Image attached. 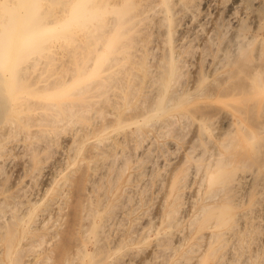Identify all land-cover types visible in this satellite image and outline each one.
<instances>
[{
  "label": "bare ground",
  "instance_id": "1",
  "mask_svg": "<svg viewBox=\"0 0 264 264\" xmlns=\"http://www.w3.org/2000/svg\"><path fill=\"white\" fill-rule=\"evenodd\" d=\"M184 1L187 0H0V254L3 257V264H31L33 261H41L44 262V264H48V260L49 258H51L49 257L48 252L52 251V243L53 241L55 242V239L57 237H59L58 233H55L56 231L54 232V234L51 232V230L47 226L48 222L53 218H56L57 221L61 218L63 219V217L65 216L64 210L69 207L70 200L73 198L74 201L71 204L73 205V207H69V209L74 208L75 217H73V215L70 216L75 218V221L72 220L70 222H75V241L73 240L74 242H71L74 243V245L73 248H71L69 251L66 248L65 251L67 252H65L63 255V250L62 252H60L62 260L65 264L70 261V263L72 264H105V262L107 261V253L106 247L103 246L104 242L102 243L103 235L105 234L107 229L109 230L113 220H116L117 222V219L125 214L124 210L126 207H124V210L120 208L117 210V207L121 206H118V202H120L119 200L122 197V192L129 189L132 190L133 188L127 189L128 187H126L123 191L122 186L118 188L117 185L120 176L119 173L116 174L115 172V176H113V178H115L111 183V190L109 191V194H105L104 191L102 192L103 194L99 193L100 195L98 197H95V194H97V191L95 190L96 183L99 182L103 178V176H105V174L109 171L110 165L112 166L115 164L114 161H111L113 159H116L115 156L117 154V150H120V148H122L121 157H124L123 155L127 154H123L125 152L124 147L126 145L128 146V142L130 141L131 143V140L135 137H138L137 141H139L141 138L140 136H144L143 129L145 127L151 124L152 127L153 124H159L160 122L161 124H159V127L165 126L167 128V125L169 123V125H171L176 121L175 116L181 117L182 120H184L183 118L189 120L191 115H194L197 111H199V109L194 107H184V103H187V100L182 101V99L184 98L176 94L178 93L177 90L176 92L174 91V86L175 84H177L176 82L178 80L179 75H181L179 74V69L183 68L184 66H182V64V67L180 66V63H182L180 62L181 59L179 60L180 54L177 53L176 46L174 47L171 44V41L173 39H170V32L168 33V47L163 48L166 46L165 44L161 47L162 50H166L164 52L163 59L161 60V62L158 61V65H160L159 70L157 72H153L154 70H151L152 72L146 70L149 67L145 68L146 65L143 61L145 54L148 52L150 53V50L152 52V49L155 47L148 46L146 45V42L143 41L142 35L143 30H145V26L148 23H151V20L158 21V24H172V22L175 20V18L173 19L174 14L176 12L174 11L175 6L179 3L181 4V2ZM184 4L186 5V3ZM154 12L156 13V15L154 14ZM233 16L228 15L229 19ZM153 25H151V27H149L150 25L148 26L149 28H151V31ZM156 26L157 25L155 24V27ZM254 28L256 29H254L256 32L255 35H253L252 33V38L249 41L245 42V44L242 43L243 46L241 45L239 48H237L238 50L236 49V52L234 51L231 54V57H233V59H231V57H228L232 60V63H230L231 68L224 72L222 80L220 79L221 81H217L218 83H216V79L214 80L215 82L212 80V83L214 82V84H216L215 88L217 90V93L212 94V91H207V89L210 88H206L203 86L201 91H197L195 94H193L195 95L194 97H196V94L198 92L200 96H203L205 95V93L210 92V94L206 95L207 100L217 99L219 102H223V105L237 111V113H239L243 118H245V120L250 119L254 110H258L259 114L260 112L264 113V62H258V64L253 66L252 70L249 65L248 67L251 71L248 75L245 76V80L241 77V74L243 73V70L245 68L244 65V68H242L240 67L241 64L240 66L235 64L236 67H238L237 69H235V66L233 68L235 61L241 56L253 54L256 59H264V45H260L257 48L254 47V44L257 43L260 38H262L264 42V27L257 25ZM156 29H158V27ZM162 32L163 30L161 31V33ZM163 35V37L166 36V34L164 33ZM235 36H239V34L236 33ZM227 52L228 51H225V53ZM161 54L160 57H162ZM223 56L225 55L223 54ZM183 57L184 56H182V58ZM225 57H227V55ZM224 60L221 59L222 63L219 61L221 66ZM148 64L149 62H147V65ZM157 69L158 67L156 68V70ZM213 69L216 70V67H213ZM144 77L147 78L145 79L143 89L140 91L142 93V100L139 99V101L141 102V108L139 107V105L136 104L137 107H135L138 109V111H136L135 114L132 113V115H130V112L128 111V115H126L127 111L125 109H127L126 107H129L134 102L138 94H136V91L138 90V88H140V83L141 81H144ZM153 87H155V90ZM151 88H153L152 92L155 91L156 94L154 98H152L151 102V98L149 99L150 103H148V105H143L145 102L144 98H147L146 94L151 93ZM147 95L149 97L150 94ZM199 95L198 97H200ZM214 95H216V99H214ZM131 112L134 111L131 110ZM197 114L198 115L196 116V122L192 124H195L196 126V129L194 126V130H196L194 132H196L195 134H197V136L200 138L201 144L196 148L193 145L194 149L191 148L192 150H190L189 147L190 152L185 158L186 161L185 163H183L184 165H182L181 167L173 161L175 158H173L172 163H169V168L167 167V164H164L165 162L163 163L164 165L162 166H166L168 170L166 169L167 171L164 172L165 175H162L163 178L160 174L162 179H158L161 180L157 179L158 181H161L157 184H160V196H158L159 199H157L158 202H156L158 211L157 214L162 217H166V219H169V221L167 222V225L169 227H172V229L176 227L180 221L179 214L182 213L180 211L181 209H184L186 207L184 206V208H182L181 196L182 194H184L183 192H185L189 184L194 183V181L196 180V182H198V187H194L190 191L194 190L195 188H197V191H192L191 193L197 192L198 195L199 189L201 190V194L203 193L202 197H204L205 199H212L221 196L223 200L222 202L216 204H208L201 206L199 211H201V215L204 214L205 217L202 223L200 224L199 228L204 229L209 226H215L222 230L223 228L227 227L230 223L235 221L234 208L236 207V205L238 206L241 204L240 200L242 195L245 193V191L249 189L251 183L256 180L255 178L254 180L253 177H251L254 180L252 181L249 172L245 173L243 172V169L249 167L250 165L254 166V164H252V161L255 162V157H252L250 151L256 148H253L255 146L254 140H257L258 137L257 139L253 138V133L247 130L246 127L244 129L243 125L240 124V122H237L239 125L238 127H240L241 125L242 129L238 128L240 129L238 130L239 132L232 130L233 133H236L235 136H233V133L225 132L226 134H224L226 135V138L228 140L224 138L227 141L224 140L226 142H222L221 136H216L215 138L214 136H212V132H215L213 131V126L215 125L214 123L217 122L218 118L216 121H214V119H212V115L210 118V114L207 115L203 112ZM228 115L229 114L227 113L226 116ZM216 117H220V115ZM171 118L172 123L170 122ZM228 118H230V116ZM173 119L175 120L174 122ZM260 119H258V122L260 121ZM228 121L230 122V119ZM230 123H227L228 126L232 125V123ZM261 124L262 123L260 122L258 124H255L256 128L259 130L258 133H260L261 128H264L262 127L264 121L262 126L260 127ZM156 125H154L153 127H155ZM223 126L224 125H221V127ZM249 126L250 128H252L251 124ZM171 127L172 125L170 126V128ZM160 128L156 127V130ZM186 128L187 127H185L184 129ZM231 128L229 127L227 129L230 130ZM184 129H182L183 132ZM232 129H234V126ZM168 131L169 127L167 128V132ZM186 131L188 130L186 129ZM160 132L162 133V131ZM164 132H166V130ZM155 134L158 135V133ZM222 134L223 131L220 135ZM148 135L150 137L151 134L148 133ZM214 135L216 134L214 133ZM257 136L261 138L260 134H257ZM152 140L155 139L152 138ZM259 141H256L258 142L256 144H259ZM146 142L149 141L145 140V143ZM137 143L139 144V142ZM151 143L153 142L151 141ZM155 143L156 142H154V146ZM139 145L138 147L140 148L141 146ZM195 145L197 144L195 143ZM131 147L132 146H129L128 148L131 150ZM132 148L134 149V147ZM153 148H151L152 151ZM147 151L145 154H147ZM258 152L259 151H257L256 154ZM143 154L141 155V157L144 156ZM165 154L166 153H164V155ZM131 157L132 156H130V158ZM122 159L124 163H127L128 160H126V157ZM144 159L142 158V160ZM183 159L181 160V163ZM117 160H119L120 162V158H117ZM133 160L135 161V158ZM147 162L151 163V160L148 161L147 158V161L145 163ZM181 163L179 164L181 165ZM120 164L122 165V163ZM120 164H118L119 167L121 166ZM118 165L116 166L117 168ZM137 165H139L140 167V163L138 164L137 162ZM150 166L152 167V165ZM150 166L148 165V167ZM112 168L113 167H111V170ZM122 168H127V166H124ZM132 169L133 167H131L130 170ZM13 170H17L19 173H22V175H24L25 180L26 178H28V180L24 181L26 183L32 184L35 180L43 178L44 182H49V187L44 190L45 192L42 191L40 188V190L44 193L41 198L30 199L32 195L37 194L36 192L32 194L29 198H27L28 196L26 197V195L24 194L26 190L23 191V193L21 191L22 189L14 193L5 186V181L7 179L5 173L6 171ZM253 170L255 169L253 168ZM259 170H257L256 166V173ZM142 171H140L141 174H143ZM55 172L58 173V178L53 179L51 178V175ZM124 173L125 172H123V174ZM140 173L138 172L137 178L141 175ZM144 173H147V171ZM151 173L153 174L155 173V171H152ZM254 173L255 171L252 174ZM153 175L152 177H154ZM130 176L132 177L133 173H131L128 178H130ZM109 178H112V175H110ZM133 179L130 178L132 182ZM143 180L145 184L146 179ZM107 181L109 182L110 179H108ZM127 182L129 183V181ZM26 183H24V185ZM255 183L257 184V182ZM102 184L105 183H103L102 181ZM141 184L143 185V183H140V185ZM24 185L22 184V186ZM150 185L151 184H149L148 187H150ZM44 186H46V184ZM102 189L100 190V192L102 191ZM149 189L150 188H148V190ZM17 190L18 187L16 188V191ZM131 196L133 195H130V197ZM155 198L157 197L155 196ZM121 199H123V197ZM191 200L192 199H190L189 203L193 201ZM218 200H220V198ZM244 201L247 202L246 198L244 199ZM257 201L259 202V200H256V202ZM239 202L240 204H238ZM122 205L125 206L126 204ZM10 206L13 208L19 207L20 212L17 211V214L10 213L12 215L9 216L7 220L1 221V219L3 218L1 217V215L8 208L10 209ZM134 208H136V206ZM134 208L132 210H134ZM255 208L258 209V207ZM69 211L65 213L68 214ZM148 211L149 210H147L145 213H147ZM258 211L259 210H257V212L255 211V214L258 215ZM133 212L134 211H132V214L135 213ZM183 212L185 213L186 211ZM247 212L248 211H246V213ZM255 214H253L254 218ZM196 216L197 215L194 216L195 219H197ZM197 217L198 219H201L200 216ZM238 217H236V219ZM240 217L242 218L243 216L241 215ZM240 217L238 219H240ZM121 219L122 218H120V220ZM198 219L196 221H198ZM249 219L247 218V220ZM151 222V227H153V224L155 223L153 221ZM240 222H243V219L240 220L239 223ZM157 223H159V221H157ZM189 224H192V222ZM196 224L197 223H195V225ZM247 224L250 225V221ZM51 225H53V223ZM116 225L114 226L116 227ZM157 225L155 227H157ZM164 225L166 226V222L163 224V226ZM178 225H180V223ZM240 225L241 223L236 226L240 227ZM117 226H119V224ZM115 227L113 229H115ZM151 227L150 230L152 229ZM155 227H153V230ZM233 228L235 229L236 227ZM120 229L121 231H123L122 228ZM139 229L137 232H139ZM172 229H170L171 232ZM190 229L189 231L192 232ZM234 229L232 230L235 232V230L237 229ZM117 230L120 232L119 229ZM220 230L213 229L210 232L208 231L203 233V236L201 238L205 239V244L202 245L205 248V252L210 249L216 239L222 236V231ZM189 231L187 230L188 235ZM167 232L163 227H157L154 230V237L152 238V240L150 238L152 244L154 246H157L160 245L162 242L166 244L168 240L170 241L171 234H169V232L167 234ZM224 232L225 231H223V233ZM228 232L230 231H227L226 233L232 235V231L231 233ZM120 234L116 235L120 236ZM172 234L180 238L178 233L173 232ZM116 235L115 237L118 238L115 239V237H113L115 239V246L113 248H121L122 245L119 242V236ZM234 235L235 234L233 233V236ZM175 236L173 238H176ZM185 236L186 235H184V237ZM113 238L111 239L113 240ZM25 239L29 242V246L27 248L29 252L27 251L28 254H24L23 256L21 255L22 251H24L22 250L24 247L22 241ZM231 239L233 240V237H231ZM235 239L234 241H236ZM174 240L176 241L177 239H173L171 241L173 242ZM227 240L225 238V242ZM45 241V245L47 246H45V248L39 251L37 247L41 245L42 248L43 243H45ZM127 241L129 242V238ZM170 243L171 242L167 244ZM124 244L125 243H123V245ZM165 244H161L160 246ZM226 244H224V246ZM234 244L235 243L233 242V245ZM153 245L151 247H154ZM175 245L174 247H176ZM179 245L180 244H178V247ZM233 245H231L232 248ZM171 246L170 249L173 250V247L171 248ZM219 246L220 245H218V248H215V250H219ZM91 247L92 250H90ZM123 247H125V245ZM61 248L62 247H60V249ZM198 248L203 251L202 247ZM56 249L60 250L59 248ZM193 249L195 250V248ZM159 250L156 251L159 253ZM169 250L164 251L169 252ZM200 250L198 249L199 252ZM218 250H216V253ZM164 251L161 250L160 252L164 254ZM188 251L189 250H187V252ZM193 251H191V253ZM195 251L197 252V250ZM204 251L202 253H204ZM224 251H227V249ZM211 252L209 253L210 256L208 255V257L212 256ZM105 253L106 255L104 257ZM128 253L126 252L127 255ZM133 253L135 252L133 251ZM170 253H172V251ZM184 255L185 253H183V256ZM198 255L197 257L199 259V257H201V254L198 253ZM58 258L57 260L60 261V259ZM191 258L195 257L193 256ZM185 259H187V257ZM218 259L220 260V257L217 258L216 262L218 261ZM2 262L0 264H2ZM55 263L57 264L56 261Z\"/></svg>",
  "mask_w": 264,
  "mask_h": 264
},
{
  "label": "rangeland",
  "instance_id": "2",
  "mask_svg": "<svg viewBox=\"0 0 264 264\" xmlns=\"http://www.w3.org/2000/svg\"><path fill=\"white\" fill-rule=\"evenodd\" d=\"M259 2V3H258ZM184 3H186V5L184 4ZM181 5V6H180ZM264 0H187V1H184V2H181V4L179 3V4H177L176 6H175V9H174V11H176L175 12V14H174V17H173V19L175 18V20L172 22V24L170 23V25L169 24H164V23H159L158 24V21H154V20H151V23H148L146 26H145V30H143V35H142V38H143V41L144 42H146V45H148V46H155L153 49H152V52H151V50H150V53L148 52V53H146L145 54V56H144V59H143V61H144V63H145V68H147V67H149L148 69H146V70H149V71H151V70H154L153 72H157L158 70H159V67H160V65H158L159 64V62L158 61H160L161 62V60L163 59V55H164V52H165V50L163 49L162 50V45L164 46V44L166 45L165 47H163V48H167L168 47V45H169V38H168V33L170 32V35H171V37H170V39L172 40H170L171 41V44L175 47L176 46V51H177V53L178 54H180V56H179V60L181 59V61L180 62H182V63H180V66H181V64H182V66H184L183 68H181V69H179V74H181V75H179V77H178V80H177V84H175V86H174V91L176 92V90H177V92L178 93H176L178 96H180V97H183L184 99H182V101H186L187 103H184V107H189V108H197V109H199V111H197L194 115H191V117L189 118V120H190V122H189V120L188 119H185V118H183L184 120H182V118L181 117H179V116H175L176 118H175V120L177 121H175L174 119H173V124H171L172 125V129L170 128V126L171 125H167V128L169 127V135H168V132H167V128L165 127V126H160L159 127V124H161L160 122H159V124L158 123H156V124H153V126L154 125H156L155 127H151V125H148L147 127H145L144 129H143V137L142 136H140L139 138H140V140L139 141H137L138 140V137H135L134 139H132L131 140V143H130V141L128 142V146L126 145L125 147H124V153L123 154H126V155H123L124 157H126L127 159L126 160H128L127 161V163H124V161H123V159L122 158H124V157H121L122 156V148H120V152L117 150V154L119 155H117L116 154V156H115V158L116 159H113L111 162H113L114 161V163H111V164H114V165H110V169H109V171L105 174V176H103V178L99 181V182H97L96 183V185H95V187H96V193L97 194H95V197H98L100 194H103L102 192H104L105 194H109V191L111 190V183H112V181H113V179L115 178H113V176H115V172H116V174H118L119 173V176H120V178H119V176H118V178H119V182H118V185H117V187L118 188H120L121 186H122V191L124 190V188H126V187H128L127 189H129V188H133L132 190L131 189H129V190H125L124 192H122V197H123V199H121L120 198V202H121V204H120V202H118L119 204H118V206H120V207H117V210L120 208V209H122V210H124V207H126L125 208V210H124V215L122 216V217H120V218H122L123 219V217H124V219L121 221L120 220V218H118L117 220V222H116V220H113L112 221V223H111V226H110V228H109V230L107 229V235H106V232H105V234L103 235V239H102V243H103V246H105L106 247V253H107V255H106V253L104 254V257H105V255H106V258H107V261L105 262V264H111L112 262V264H124L125 262V264H160V263H163V264H184L185 262L187 263V264H264V212H262V211H264V139H262V138H264V130H262V129H264V128H261L260 130V133H258L259 132V130L256 128V126H255V124H258L259 122L260 123H262L263 124V121H264V113L263 112H260V114H259V112H258V110H254L253 111V113H252V115H251V117H250V119L249 120H245V118H243L239 113H237V111H235V110H233L232 108H228V107H226L225 105H223V102L221 103V101L219 102L217 99H216V95H214L213 97H214V99H216V100H207L206 99V95H208V94H210V92L212 93V94H216L217 93V90H216V88H215V85L216 84H214V82L216 81V83H218L219 81H221L222 80V77L224 76V72L225 71H227L228 69H230L231 68V65H230V63H232L231 61V59H233V57H231L232 55V53L235 51L236 52V49L237 48H239L241 45L243 46V44H245V42H247V41H249L251 38H252V36L253 35H255V28L254 27H256L257 25H259V26H262V27H264ZM182 6H184V7H182ZM184 8V9H182V8ZM224 7V8H223ZM260 7V8H259ZM263 8V9H262ZM177 9V10H176ZM181 10H183V11H181ZM179 11V12H178ZM158 12V11H157ZM154 14L156 15V13L154 12ZM251 14V15H250ZM227 15V16H226ZM228 15H231V16H233V15H235V16H233V17H231L230 19H229V17H228ZM253 15V16H252ZM259 16V17H258ZM172 19V20H173ZM254 19V20H253ZM177 20V21H176ZM230 20V21H229ZM232 20V21H231ZM261 20V21H260ZM227 21H229V22H227ZM156 22V23H155ZM176 22V23H175ZM238 23V24H237ZM255 23V24H254ZM257 23V24H256ZM154 24V25H153ZM155 24L157 25L156 27H155ZM164 24V25H163ZM150 25V26H149ZM151 25H153L152 26V31H151V28H149V27H151ZM174 25H175V27H174ZM252 25V26H251ZM149 26V27H148ZM159 26H160V28H159ZM162 26V27H161ZM239 26V27H238ZM148 27V28H147ZM158 27V29H156ZM167 27V28H166ZM155 28V29H154ZM171 28V29H170ZM255 29V30H254ZM150 30V31H149ZM156 30V31H155ZM159 30V31H158ZM163 30V32L161 33V31ZM166 30V31H165ZM169 30V31H168ZM254 31V32H253ZM147 32V33H146ZM159 32V33H158ZM145 33V34H144ZM163 33L164 34H166V36L165 37H163L164 35H163ZM174 33V34H173ZM236 33L237 34H239V36H235L236 35ZM252 33H253V35H252ZM162 34V35H161ZM260 35H261V32H260ZM144 36V37H143ZM173 36V37H172ZM157 37H158V39H157ZM235 37V38H234ZM238 37H240V38H238ZM242 37V38H241ZM250 37V38H249ZM261 37V36H260ZM159 38H161V39H159ZM145 39V40H144ZM147 40V41H146ZM154 40V41H153ZM161 40V41H160ZM232 40V41H231ZM168 41V42H167ZM238 41V42H237ZM151 42V43H150ZM228 44H227V43ZM241 42V43H240ZM260 42V43H259ZM149 43V44H148ZM236 43V44H235ZM243 43V44H242ZM260 45H264V42H263V39L262 38H260L259 39V41H257V43H255L254 44V47L255 48H257L258 46H260ZM179 46H180V48H179ZM222 47V48H221ZM236 47V48H235ZM221 49V50H220ZM227 49V50H226ZM179 50H181V51H179ZM233 50V51H232ZM238 50V49H237ZM179 51V52H178ZM225 51H228L227 53H225ZM181 52H182V54H181ZM162 53V54H161ZM160 54H161V56L162 57H160ZM223 54L226 56L227 55V57H225V56H223ZM229 54V55H228ZM182 56H184L183 58H182ZM187 56V57H186ZM248 56V57H247ZM250 56V57H249ZM253 56V57H252ZM159 57V58H158ZM222 57V58H221ZM224 57V58H223ZM231 57V59H229V58ZM147 58V59H146ZM226 58V59H225ZM243 58H244V60H243ZM253 58V59H252ZM255 58V56L252 54H249V55H246V56H241V57H239V59H237L236 61H235V63H234V65H233V68H234V66H235V69H237V67H236V65L235 64H237V65H239L240 66V64H241V66L240 67H242V68H244V70H243V73L241 74L242 76V79H244L245 80V76L246 75H248L249 74V72L252 70V68H253V66H255L256 64H258V62L259 63H261V61H263L264 62V59H262L261 58V60L260 59H254ZM221 59L222 60H224L223 61V64H222V66L220 65V62H221ZM148 60V61H147ZM229 60H230V62H229ZM240 60V61H239ZM185 61V62H184ZM220 61V62H219ZM245 63H244V62ZM147 62H149V64L147 65ZM158 62V63H157ZM262 62V63H263ZM222 63V62H221ZM248 63V64H247ZM246 64V65H245ZM229 65V66H228ZM243 65H244V67H243ZM250 65V66H249ZM220 66V67H219ZM251 68V70H250V68ZM252 66V67H251ZM158 67V69L156 70V68ZM213 67L215 68L216 67V70L215 69H213ZM218 67H219V69H218ZM245 69H247V70H245ZM183 70V71H182ZM215 70V71H214ZM181 71V72H180ZM152 72V71H151ZM216 73V74H215ZM222 74V75H221ZM243 74H245V75H243ZM202 77V78H200V77ZM147 78V77H146ZM145 77H144V81H141V83H140V88H138V90L136 91V94H137V96H136V98H135V100H134V102L132 103V105H130L129 107H126L127 109H125L127 112H126V115H128V111L130 112L129 114L130 115H132V113H136V111H138V109L136 108L137 106H136V104L137 105H139V107L141 108V102L139 101V99H141V90L143 89V87H144V82H145V79H146ZM206 78H207V80H206ZM216 79V80H215ZM221 79V80H220ZM141 80V79H140ZM197 80H198V82H197ZM212 80L214 81L213 83H212ZM218 81V82H217ZM212 84H211V83ZM203 83V84H202ZM207 84V85H206ZM206 87V88H210V89H207V91L209 90L210 92H207V93H205V95H203V96H200L198 93L196 94V97H194L195 95H193V94H195L197 91H201V89H202V87ZM208 86H210V87H208ZM214 86V87H213ZM212 87H213V89H212ZM154 88V90H155V87H153ZM153 88H151V90H150V92L152 93H147V94H150L149 95V97H148V95L146 94V97L147 98H144V101L146 102V104H145V102H144V104L143 105H148V103H150L151 102V100H152V98H154V96H155V94H156V92L155 91H153L152 92V89ZM176 88H179V89H176ZM200 89V90H199ZM216 90V91H215ZM180 91V92H179ZM214 91V92H213ZM155 92V93H154ZM180 93V94H179ZM211 94V95H212ZM198 95L200 96V97H198ZM153 96V97H152ZM190 96H191V98H190ZM193 96V97H192ZM151 98V99H150ZM147 99V100H146ZM149 99H150V102H149ZM189 99H191V100H189ZM142 100V99H141ZM139 101V102H138ZM217 101V102H216ZM143 105H142V107H143ZM199 105H201V106H199ZM213 105V106H212ZM136 106V107H135ZM200 107V108H199ZM207 107V108H206ZM209 107H211V108H209ZM133 108V109H132ZM134 108H135V110H134ZM205 108V109H204ZM129 109V110H128ZM132 111H134V112H131V110ZM137 109V110H136ZM202 110V111H201ZM208 110V111H207ZM214 110V111H213ZM222 110H224V111H222ZM206 111V112H205ZM213 111V112H212ZM222 111V112H221ZM206 113L207 115H209L211 112V114H210V118H211V115H212V119H214V121H216L217 120V118H218V120H217V122L216 123H214L215 125L213 126V131H215V132H212V136H214V138L216 137V136H221V139H222V142H226L228 139L226 138V133L228 132V133H233V131H238V130H240V129H242V126L240 125V127H238L239 125H238V123L240 122V124H242L243 125V128L245 129V127L247 128V130H249L250 132H252L253 133V138H255V139H257V137H258V139L257 140H254V143H255V146L253 147V148H255V149H252L251 151H250V153L252 154V157H255L256 159H257V156H258V159H259V161H258V159L256 160L255 158H254V161L255 162H253L252 161V164H254V166L253 165H250L249 167H246L245 169H243L244 171L243 172H249V174H250V178L251 177H253V179L255 180H253L252 178H251V180L252 181H254L253 183H251V185H250V187H249V189L247 190L248 192H249V194H248V192L247 191H245V193L242 195V197L245 199L246 198V200H247V202H245L244 201V199L241 197V200H240V202H241V204H240V202L238 203V204H240V205H238V206H240V207H238L237 205H236V207L234 208V216H235V221H233L232 223H230L227 227H225V228H223L222 230H220L218 227H215V226H209V227H206V228H204V229H200L199 227H200V224L202 223V221L204 220V217H205V215L203 214V215H201V211H199L200 210V208H201V206L202 205H208V204H216V203H219V202H222L223 200H222V198H221V196H218V197H215V198H208V199H205L204 197H202L203 196V193L201 194V190H199L198 189V195H197V192L196 193H191L192 191L194 192V191H197L196 189L197 188H195L194 190H192V191H190L191 189H193L194 187H198L197 186V183L198 182H196V180L194 181V183H190L189 184V186H188V188L185 190V192H183L184 194H182V199H181V202H182V208H184V206H186L184 209H181V211L180 212H182V213H180L181 215H182V217H181V215L179 214V220L181 221H179V223H180V225H178L177 224V226L176 227H174L173 229H172V227H169L167 224V222L169 221V219L167 218L166 219V217H162V216H160L159 214H157V203L156 202H158L157 201V199H159L158 198V196H160V184L159 185H157L158 183H160L161 181H158V180H161L162 178H163V176L162 175H165V173L164 172H166L168 169H167V167L169 168V163H172L173 161L174 162H176L177 163V165H179L180 167L182 166V165H184L183 163H185V161H186V156L188 155V153L190 152L189 151V147H190V150H192L191 148H193L194 149V147L196 148L197 146H200V144H201V140H200V138L197 136V134H195L196 132H194V131H196V130H194V126H195V124L193 125L192 123H195L196 122V116L198 115L197 113ZM219 112H221V113H219ZM226 112V113H225ZM215 115H214V114ZM223 113H224V115H223ZM227 113L229 114L228 116H226L227 115ZM226 114V115H225ZM261 114H262V116H261ZM177 115V114H176ZM220 115V117H216V116H219ZM221 116H222V121H221ZM230 116V118H228ZM256 116V117H255ZM259 116H261V117H259ZM257 118V119H255V118ZM263 117V118H262ZM173 118V117H172ZM172 118L170 119V122L172 123ZM180 118V119H179ZM223 118H224V120H223ZM226 118H228V119H226ZM254 118V119H253ZM261 118V119H260ZM219 119H220V121H219ZM230 119V122L232 123V125L234 126V129H232L233 128V126L231 125V126H228V124L227 123H230L228 120ZM238 121H237V120ZM258 119H260V121L258 122ZM263 119V120H262ZM179 120H181V121H179ZM255 120H257V121H255ZM255 122V123H253V122ZM183 123V124H181V123ZM220 122H222V123H220ZM227 122V123H226ZM238 122V123H237ZM249 122V123H248ZM224 123H226V124H224ZM230 123V124H231ZM180 124V125H179ZM186 124H187V126H186ZM218 124V125H217ZM247 124H251L252 125V128H250V126L249 125H247ZM262 124L260 125V127L262 126ZM190 125V126H189ZM221 125H224L223 127H221ZM179 126V127H178ZM217 128H216V127ZM226 126H227V128H231L230 130L229 129H227L226 128ZM156 127L157 128H160V129H157L156 130ZM178 127V128H177ZM185 127H187L186 129L188 130V131H186V129H184ZM262 127H264V124H263V126ZM189 128V129H188ZM191 128V129H190ZM238 128H240V129H238ZM254 128V129H253ZM170 129H171V131H170ZM174 129V130H173ZM180 129V130H179ZM182 129H184V132L182 131ZM195 129H196V126H195ZM255 129H256V132H255ZM166 130V132H164ZM226 130V131H225ZM233 130V131H232ZM258 130V131H257ZM160 131H162V133L160 132ZM179 131V132H178ZM222 131H223V134L222 135H220L221 133H222ZM230 131V132H229ZM173 132V133H172ZM176 132H177V134H176ZM218 132V133H217ZM226 132V133H225ZM239 132V131H238ZM148 133L149 134H151L150 135V137H149V135H148ZM155 133H158V135L157 134H155ZM161 135H160V134ZM165 133V134H164ZM187 133V134H186ZM214 133L216 134V135H214ZM225 133V134H224ZM251 133V134H252ZM262 133V134H261ZM162 134H163V136H162ZM235 132L233 133V136H235ZM257 134L259 135H261L260 137L261 138H259V136H257ZM159 136H160V138H159ZM195 136H196V138H195ZM197 137H198V139H197ZM228 137V136H227ZM143 138V139H142ZM147 138V139H146ZM151 138V139H150ZM152 138L153 139H155V140H152ZM183 138V139H182ZM224 138H226V139H224ZM141 139H142V141H141ZM145 140H147V141H149V142H146L145 143ZM194 140V141H193ZM224 140H226V141H224ZM261 142H260V141ZM151 141L153 142V143H151ZM256 141H259V144H256V143H258V142H256ZM137 142H139V144H141V145H139ZM154 142H156L155 143V146H154ZM166 142H168V143H166ZM172 142V143H171ZM188 142V143H187ZM194 142V143H193ZM199 142V143H198ZM130 143V144H129ZM134 143V144H133ZM161 143V144H160ZM195 143L197 144V145H195ZM148 144V145H147ZM173 144V145H172ZM260 144H262V145H260ZM134 145V146H133ZM138 145L139 146H141L140 148L138 147ZM153 145V146H152ZM161 145V146H160ZM177 145V146H176ZM193 145H194V147H193ZM129 146H132V147H134V149L131 147V150L128 148ZM261 148H260V147ZM138 147V148H137ZM143 147H144V149H143ZM149 147V148H148ZM154 147V148H153ZM181 147V148H180ZM257 147H258V149H260V150H258L257 149ZM138 150H137V149ZM148 148V149H147ZM151 148H153V151H152V149ZM187 148H188V150H187ZM140 149V150H139ZM148 151H147V150ZM170 149V150H169ZM131 151V152H127V151ZM133 150V151H132ZM137 150V151H136ZM144 150V151H143ZM162 150H163V152H162ZM166 150V151H165ZM253 150H255V151H253ZM146 151H147V154H145L146 153ZM177 151V152H176ZM257 151H259L257 154H256V152ZM133 152H135V153H133ZM136 152H138V153H136ZM152 152V153H151ZM182 152V153H181ZM255 152V153H254ZM144 153V154H143ZM164 153H166L165 155H164ZM173 153V154H172ZM253 153H254V155H253ZM131 154V155H130ZM133 154V155H132ZM144 155V156H142L141 157V155ZM259 154V155H258ZM128 155H130V156H132L131 158H130V156H128ZM137 157V159H136V157ZM153 156V157H152ZM167 156V157H166ZM178 156V157H177ZM184 157V159H183V157ZM141 157V158H140ZM151 157V158H150ZM172 157V158H171ZM117 158L119 159L120 158V162H119V160H117ZM128 158H130V159H128ZM135 158V161L133 160V159ZM140 158V159H139ZM142 158L144 159V158H146V159H144V160H142ZM147 158H148V161H150L151 160V163L150 162H147V163H145L146 161H147ZM162 158V159H161ZM171 158V159H170ZM173 158H175L174 160H173ZM183 159V161H182V163H181V160ZM262 158H263V161H262ZM168 159V160H167ZM142 160V161H141ZM146 160V161H145ZM173 160V161H172ZM115 161H117V162H119V163H117V162H115ZM132 163H131V162ZM134 161V162H133ZM143 161H145V162H143ZM153 161V162H152ZM170 161V162H169ZM137 162H138V164L140 163V167H139V165H137ZM165 162V163H164ZM258 162H260V163H258ZM120 163H122V165L120 164ZM123 163H124V166L126 167L127 166V168H122V167H124L123 166ZM150 163V164H149ZM166 165L167 164V167L165 166H162V165H164V164ZM179 163H181V165L179 164ZM118 164H120L121 166L119 167V165H118V168L121 170H119L116 166ZM134 165V166H133ZM135 165H137V166H135ZM148 165L150 166V165H152V167H151V169H152V171H155V173H151L152 171H151V169H150V167H148ZM260 165H261V167H260ZM144 166V167H143ZM146 166V167H145ZM256 166H257V170H259L260 168V170L259 171H257V173H256ZM111 167H113L112 168V170H111ZM131 167H133V169L132 170H130L131 169ZM139 167V168H138ZM250 167H253L255 170H253V168H250ZM260 167V168H259ZM116 168H117V170L119 171H117L116 170ZM122 168V169H121ZM60 169V168H59ZM58 169V170H59ZM126 170V171H124V170ZM145 169H146V171H147V173H144V172H146L145 171ZM150 170V171H148V170ZM159 169V170H158ZM167 169V170H166ZM248 169H250V170H248ZM57 170V171H58ZM143 170V171H142ZM163 170H165V171H163ZM15 170H13V171H6V173H5V175H6V177H7V179H6V181H5V186H6V188H9L10 189V191H12V192H14V193H16V192H18L19 190H21L22 192L23 191H25L26 190V192L24 193L25 195H26V197L27 198H29L32 194H34L35 192L37 193V194H34V195H32V197H30V199H34V198H41L42 197V195L44 194L42 191H44V190H46L48 187H49V182H44V180H43V178H40V179H37V180H35L34 181V183H32V184H30V183H26V182H24V181H26V180H28V178H26V180L24 179V175H22V173H19L17 170L14 172ZM140 171H142L143 172V174H141L140 173ZM161 171H163V172H161ZM255 171V173L254 174H252L253 172ZM123 172H125L124 174H123ZM137 172V173H136ZM138 172L141 174H139L140 176L137 178V176H138ZM11 173V174H10ZM114 173V174H113ZM131 173H133V178L130 176V178L131 179H133V182H132V180H130V178H128L129 177V175L131 174ZM136 173V174H135ZM164 173V174H163ZM146 174V175H145ZM150 174V175H149ZM154 176V177H152V175ZM160 174H161V176H162V178H161V176H160ZM257 174V175H256ZM21 175V176H20ZM110 175H112V178H109L110 177ZM136 175V176H135ZM144 175V176H143ZM263 175V176H262ZM10 176V177H9ZM104 177H105V179H104ZM148 177V178H147ZM152 177V178H151ZM21 178V179H20ZM51 178H53V179H55V178H58V173L57 172H55V173H53L52 175H51ZM158 178H161V179H158ZM260 178V179H259ZM13 179V180H12ZM108 179H110V183L107 181ZM138 179V180H137ZM141 179H142V181H141ZM143 179H146L145 180V184H144V180ZM148 179V180H147ZM158 179V180H157ZM258 179V180H257ZM262 179V180H261ZM40 180V181H39ZM153 180V181H152ZM11 181V182H10ZM18 181H19V183H18ZM102 181H103V183H105V184H102ZM127 181H129V183L127 182ZM147 181V182H146ZM148 181H149V184H151L150 185V187H148L149 186V184H148ZM28 182V181H27ZM131 182V183H130ZM156 182V183H155ZM255 182H257V184L255 183ZM259 182V183H258ZM261 182V183H260ZM8 183H9V185H8ZM18 183V184H17ZM24 183H26L25 185H24ZM46 184V186H44L45 184ZM109 183V184H108ZM140 183H143V185L141 184L140 185ZM22 184L24 185V186H27V187H24V186H22ZM44 184V185H43ZM148 184V185H147ZM252 184H254V185H252ZM260 184V185H259ZM8 185V186H7ZM21 185V186H20ZM102 185V186H101ZM104 185V186H103ZM105 185H106V187H105ZM134 185V186H133ZM257 185V186H256ZM42 186H43V188H42ZM156 186V187H155ZM158 186V187H157ZM260 186V187H259ZM18 187V190L16 191V188ZM19 187H20V189H19ZM23 187V188H22ZM141 187V188H140ZM152 187V188H151ZM256 187V188H255ZM261 187H263V188H261ZM26 188V189H25ZM40 188H41V190H40ZM103 188V189H102ZM139 188V189H138ZM147 188V189H146ZM148 188H150L149 190H148ZM260 188V189H259ZM102 189V191L100 192V190ZM138 189V190H137ZM156 189H158V190H156ZM250 189H252V190H250ZM15 190V191H14ZM36 190H38V191H36ZM136 190V191H135ZM144 190V191H143ZM128 191V192H127ZM134 191V192H133ZM154 191V192H153ZM259 191V192H258ZM45 192V191H44ZM132 192V193H131ZM142 192H143V194H142ZM148 192H149V194H148ZM29 193V194H28ZM40 195H39V194ZM100 193V194H99ZM187 193V194H186ZM189 193V194H188ZM253 195H252V194ZM256 193V194H255ZM145 194H147V195H145ZM261 194V195H260ZM36 195H38V196H36ZM123 195H125V196H123ZM130 195H133V196H131L130 197ZM149 195V196H148ZM184 195V196H183ZM192 195V196H191ZM249 195V196H248ZM36 196V197H35ZM40 196V197H39ZM128 196V197H127ZM155 196L157 197V198H155ZM195 196V197H194ZM198 196H199V198H198ZM262 196H263V198H262ZM125 197V198H124ZM146 197V198H145ZM190 197H192V198H190ZM194 197V198H193ZM250 197H251V199H250ZM127 198H128V200H127ZM198 198V199H197ZM220 198V200H218ZM74 199V198H73ZM73 199H71L70 200V205H69V207H73V205H71L72 203H73ZM125 199V200H124ZM190 199H192L191 201L192 202H190L189 203V201H190ZM204 199H205V201H204ZM211 199V200H210ZM127 200V201H126ZM188 200V201H187ZM202 200V201H201ZM218 200V201H217ZM250 200V201H249ZM256 200H259V202L257 201L256 202ZM125 203H124V202ZM131 201V202H130ZM145 201H146V203H145ZM184 201V202H183ZM257 203H255V202ZM123 202V203H122ZM128 202V203H127ZM134 202V203H133ZM187 202H188V204H187ZM195 202V203H194ZM200 202V203H199ZM244 202V203H243ZM252 202H253V204H252ZM263 203V205H262V203ZM185 203V204H184ZM122 204H126L125 206L124 205H122ZM139 206H138V205ZM147 204V205H146ZM187 204V205H186ZM194 204V205H193ZM199 204V205H198ZM144 205V206H143ZM136 206V208H134ZM151 206V207H150ZM189 206V207H188ZM192 206V207H191ZM198 206V207H197ZM261 206V207H260ZM263 206V207H262ZM69 207H67L66 208V210H64V217H63V219L61 218L60 220H56V218H53V219H51L49 222H48V227H49V229L51 230V232L54 234V232L55 233H58V236L59 237H61V238H59V237H57L56 239H55V242L53 241V243H52V247H51V252H48L49 253V257H51V258H49V260H48V264H56L55 263V261L57 262V264H65L64 262H63V260H62V256H61V254H60V252H62V250H63V252H62V255L65 253V252H67V251H65L66 250V248L68 249V251L71 249V248H73V245H74V243H71L73 240L75 241V234H74V231H76V230H74V228H75V222H70V221H75V218H73V217H75L74 216V208H70L69 209ZM122 207V208H121ZM255 207H258V209L257 208H255ZM134 208V210H132ZM155 208V209H154ZM191 208V209H190ZM193 208V209H192ZM253 208V209H252ZM255 208V209H254ZM262 208V209H261ZM151 209H153V210H151ZM168 209V208H167ZM9 210V211H8ZM14 210V211H13ZM70 210V211H69ZM72 210V211H71ZM136 210V211H135ZM147 210H149L147 213H145ZM189 210V211H188ZM254 210V211H253ZM257 210H259L258 211V215L257 214H255L256 212H257ZM12 211V212H11ZM20 212V208L19 207H17V208H13V207H11L10 206V209L8 208L2 215H4V216H2L1 215V217H3L2 219H1V221H4V220H7V218L9 217V216H11L13 213H18V212ZM67 211H69L68 212V214H66L65 212H67ZM132 211H134L133 213L134 214H132ZM152 211V212H151ZM183 211H186L185 213L183 212ZM188 211V212H187ZM246 211H248L247 213H246ZM256 211V212H255ZM8 212V213H7ZM73 212V213H72ZM126 212H127V214H126ZM244 212V213H243ZM251 212H252V214H251ZM10 213H12V214H10ZM139 213H141V214H139ZM145 213V214H144ZM152 215H151V214ZM155 213V214H154ZM183 213H184V215H183ZM238 213H240V214H238ZM243 213V214H242ZM8 216H7V215ZM238 214V215H237ZM244 214H246V215H244ZM251 214V215H250ZM253 214H255V218H254V215ZM73 215V217H71V216ZM148 215V216H147ZM151 215V216H150ZM195 215H197V216H200V218L201 219H198V217L196 216V218L198 219V221H196L197 219H195ZM243 216L242 218L240 217V216ZM7 216V217H6ZM71 217V220H70V217ZM147 218H146V217ZM203 216V217H202ZM240 217V219H238L239 217ZM248 216H250V217H248ZM136 217V218H135ZM152 217V218H151ZM156 217H157V219H156ZM159 217V218H158ZM162 217V218H161ZM236 217H238L237 219H236ZM260 217V218H259ZM68 218V219H67ZM125 218H127V219H125ZM143 220H142V219ZM181 218H182V220H181ZM247 218L249 219V218H251V219H249V220H247ZM258 218H259V220H258ZM156 219V220H155ZM243 219V222H240L241 223V225H240V227L239 226H236V225H239L240 223H239V221L240 220H242ZM56 220V221H55ZM139 220H141V221H139ZM155 220V221H154ZM236 220H237V222H236ZM60 221V222H59ZM69 221V222H68ZM136 221V222H135ZM146 221V222H145ZM151 221H153L156 225H157V227L158 228H164L165 229V231L167 232V230H168V232H169V234H171L170 235V241L168 240L167 242H166V244L165 243H161V244H165V245H162V246H160V245H157V246H154L153 244H152V238L154 237V230L157 228V227H155L156 225L155 224H153V227H155L154 228V230H153V227H151L152 225V222ZM157 221H159V223H157ZM249 221H250V225H248L247 223H249ZM119 222H121V223H119ZM140 222V223H139ZM166 222V226L164 227L163 226V224ZM192 222V224H189V223H191ZM197 223L196 225H195V223ZM254 222H255V224H254ZM53 223V225H51ZM54 223H56V224H54ZM58 223V224H57ZM116 223H117V225L119 224V226H117L116 225ZM257 223V224H256ZM261 223V224H260ZM60 224H61V227H60ZM62 224H64V225H62ZM123 224V225H122ZM127 224V225H126ZM135 224H137V225H135ZM145 224V225H144ZM147 224V225H146ZM195 226H194V225ZM260 224V225H259ZM51 226V228H50V226ZM68 225V226H67ZM114 225H116V227L114 226ZM140 225V226H139ZM155 225V226H154ZM254 225V226H253ZM66 226V227H65ZM136 226V227H135ZM236 227L235 229H239L238 231L237 230H235L233 227ZM57 227H59V228H57ZM115 227V229H113ZM126 227V228H125ZM131 227V228H130ZM138 227V228H137ZM150 227L152 228L151 230H150ZM184 227H186V228H184ZM193 227V228H192ZM231 227V228H230ZM239 227V228H238ZM256 227V228H255ZM263 227V228H262ZM70 228H71V230H70ZM120 228H122V230L123 231H121V229ZM140 228V229H139ZM147 228V229H146ZM191 228V229H190ZM114 231H113V230ZM117 229H119L120 230V232L117 230ZM136 229V230H135ZM138 229H139V232H137L138 231ZM149 229V230H148ZM170 229H172V232H171V230ZM189 229L192 231V232H190L189 231ZM213 229H215V230H220V231H222V236L220 237V238H218V239H216V241H214L213 242V244H212V246L210 247V249L208 250V251H204V246H202V245H204L205 243V239L204 238H201L202 236H203V233H205V232H210L211 230H213ZM232 229H234L235 230V232L232 230ZM73 230V231H72ZM130 230V231H129ZM135 230V231H134ZM141 230V231H140ZM145 230V231H144ZM181 230V231H180ZM187 230L189 231V235H188V232H187ZM64 231V232H63ZM112 231V232H111ZM146 231H148V232H146ZM153 231V232H152ZM184 231V232H183ZM199 231H201V232H199ZM223 231H225L224 233H223ZM227 231H230V232H228V233H231V231H232V235L231 234H227L226 232ZM241 231V232H240ZM248 233H247V232ZM59 232H61V233H59ZM66 232V233H65ZM118 232V233H117ZM168 232H167V234H168ZM171 232V233H170ZM178 233L179 234V236H180V238L178 237V236H175L174 234H172V233ZM180 232H182V233H184V234H182V233H180ZM195 232H196V234H195ZM121 233V234H120ZM233 233L236 235H234L233 236ZM240 233H241V235H240ZM246 233V234H245ZM61 236H60V235ZM64 234V235H63ZM116 234H120V236L119 235H116ZM136 236H135V235ZM181 234V235H180ZM254 234V235H253ZM261 234V235H260ZM70 235V236H69ZM115 235L116 236H119V242L121 243V245H122V247L121 248H113L114 246H115V242H114V240L115 239H117L116 237H115ZM122 235V236H121ZM133 235V236H132ZM144 235H146V236H144ZM176 237V238H173L174 236ZM184 235H186L185 237H184ZM187 235H188V237H187ZM194 235V236H193ZM199 235H200V237H199ZM230 235V236H229ZM245 235H246V237H245ZM69 236V237H68ZM72 236V237H71ZM181 236H183V237H181ZM193 236V237H192ZM224 236H226V237H224ZM113 237H115V239L113 238ZM132 238V240H131V238ZM192 237V238H191ZM199 237V238H198ZM227 237H228V240H227ZM231 237H233V240L231 239ZM236 239H235V238ZM252 237V238H251ZM111 238H113V240L111 239ZM121 238V239H120ZM128 238H129V242L127 241L128 240ZM136 238V239H135ZM142 238H144V239H142ZM150 238H151V240H150ZM184 240H182V239ZM190 238H191V241H190ZM197 238V239H196ZM225 238H226V240L228 241H226L227 242V244H226V242H225ZM69 239V240H68ZM173 239H177L176 241L174 240L173 242L171 241V240H173ZM178 239H180V240H178ZM201 239H203V240H201ZM220 239H221V241H220ZM234 239L236 240V241H234ZM238 239V240H237ZM246 239V240H245ZM123 240V241H122ZM142 240V241H141ZM182 240V241H181ZM73 241V242H74ZM111 241V242H110ZM113 241V242H112ZM122 241V242H121ZM132 241V242H131ZM138 241V242H137ZM140 241V242H139ZM179 241V242H178ZM181 241V242H180ZM190 241V242H189ZM238 241V242H237ZM110 242V243H109ZM137 242V243H136ZM169 242H171L170 244L172 245H170V244H167V243H169ZM233 242L235 243L234 245H235V247H234V245H233ZM237 242V243H236ZM256 242V243H255ZM22 243H23V245H24V247H23V249L22 250H24V251H22V253H21V255H23L24 256V254H28L27 253V251H28V244H29V242L25 239V240H23L22 241ZM26 243H27V245H26ZM64 243V244H63ZM69 243H70V245H69ZM106 243V244H105ZM113 245H112V244ZM123 243H125L124 245H125V247H123L124 245H123ZM152 244L154 247H151L152 245H150V244ZM200 243H203V244H200ZM232 243V244H231ZM245 243V244H244ZM260 243V244H259ZM46 244V241H45V243H43V246H42V248H41V245H39V247H37V249L40 251V250H42L43 248H45V246H47V245H45ZM55 244V245H54ZM176 244V245H175ZM178 244H180L179 245V247H178ZM194 244H196V245H194ZM197 244H198V246H197ZM223 244V245H222ZM224 244H226L225 246H224ZM230 244V245H229ZM26 245V246H25ZM107 245V246H106ZM168 245H169V247H168ZM174 245L176 246V247H174ZM218 245H220L219 246V250L218 249H216V250H218L217 251V253H216V250H215V248H218L217 246ZM230 247H229V246ZM231 245H233V248H232V246ZM38 246V245H37ZM55 246H56V248H59L60 249V247H62L60 250H58V249H56L55 248ZM69 246V247H68ZM112 246V247H111ZM170 246H171V248L173 247V250H171L170 249ZM241 246V247H240ZM262 246V247H261ZM192 247V248H191ZM198 247H202L203 249V251H204V253H202L203 251H201L200 250V248H198ZM229 249H228V248ZM237 247V248H236ZM245 247H246V249H245ZM165 248V249H164ZM176 248V249H175ZM193 248H195V250H197V252L193 249ZM197 248V249H196ZM232 248V249H231ZM242 248V249H241ZM27 249V250H26ZM56 249V250H55ZM160 249V250H159ZM170 249V250H169ZM198 249L200 250V252L198 251ZM227 249V251H224V250H226ZM58 250V251H57ZM90 250H92V247L90 248ZM109 250V251H108ZM125 250H126V252L128 253V255L126 254V252H125ZM156 250H159V253L156 251ZM161 250H169V252H167V251H164V254L162 253V252H160ZM187 250H189L188 252H187ZM194 250V251H193ZM215 252H214V251ZM231 250V251H230ZM54 251V252H53ZM133 251L135 252V253H133ZM147 251V252H146ZM149 251H150V253H149ZM172 251V253H170ZM191 251H193L192 253H191ZM213 253H212V252ZM23 252H26V253H23ZM29 252V251H28ZM52 252H53V254H52ZM56 252V253H55ZM109 252V253H108ZM145 252V253H144ZM194 252H196V253H194ZM211 252V254H212V256L211 257H208V255L210 256V253ZM240 252V253H239ZM244 252V253H243ZM258 252V253H257ZM51 253V254H50ZM132 253V254H131ZM162 253V254H161ZM170 253V254H169ZM183 253H185V255L183 256ZM198 253L199 254H201V257H199V259H198V257H197V255H198ZM229 253H231V254H229ZM60 256H59V255ZM123 254V255H122ZM148 254V255H147ZM154 254V255H153ZM160 254V255H159ZM166 254V255H165ZM154 257H156V258H154ZM159 255V256H158ZM164 255V256H163ZM173 255V256H172ZM187 255V256H186ZM252 255V256H251ZM58 256H59V258H58ZM132 256V257H131ZM163 256V257H162ZM180 256H183V257H180ZM195 257V258H191V257ZM198 256H200V255H198ZM111 257V258H110ZM136 257H137V259H136ZM150 257V258H149ZM153 259H152V258ZM187 257V259H185ZM218 257H220V260L218 259V261L216 262V260H217V258ZM57 258L58 259H60V261L59 260H57ZM102 258H103V256H102ZM115 258V259H114ZM120 258V259H119ZM132 258H135V259H132ZM222 258V259H221ZM246 258V259H245ZM256 258V259H255ZM2 259H3V257H2V255L0 254V263L2 262ZM110 259V260H109ZM122 259H125V260H122ZM142 259V260H141ZM158 259V260H157ZM167 259V260H166ZM192 259V260H191ZM197 259V260H196ZM228 259V260H227ZM233 259H235V260H233ZM106 260V259H105ZM128 260V261H127ZM163 260H165V261H163ZM213 260V261H212ZM47 261V260H46ZM120 261V262H119ZM122 261V262H121ZM147 261V262H146ZM155 261V262H154ZM163 261V262H162ZM179 261V262H178ZM197 261H199V262H197ZM60 262V263H59ZM63 262V263H62ZM71 262V261H70ZM70 262H68V263H66V264H72V263H70ZM137 262V263H136ZM189 262V263H188ZM191 262V263H190ZM185 263V264H186ZM2 264H3V262H2ZM31 264H44V262H41V261H39V262H32ZM47 264V263H46Z\"/></svg>",
  "mask_w": 264,
  "mask_h": 264
}]
</instances>
